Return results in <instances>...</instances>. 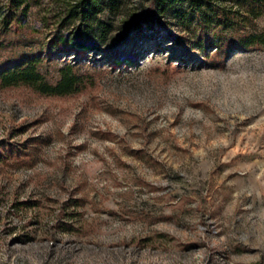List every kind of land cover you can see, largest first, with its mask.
Returning a JSON list of instances; mask_svg holds the SVG:
<instances>
[{"label": "rangeland", "instance_id": "obj_1", "mask_svg": "<svg viewBox=\"0 0 264 264\" xmlns=\"http://www.w3.org/2000/svg\"><path fill=\"white\" fill-rule=\"evenodd\" d=\"M149 2L105 6L81 48L78 0H0V61L43 49L50 80L94 79L0 87V264H264V52L182 56Z\"/></svg>", "mask_w": 264, "mask_h": 264}, {"label": "trees", "instance_id": "obj_2", "mask_svg": "<svg viewBox=\"0 0 264 264\" xmlns=\"http://www.w3.org/2000/svg\"><path fill=\"white\" fill-rule=\"evenodd\" d=\"M24 1L11 0L13 9L19 8ZM116 1L78 0L79 5H73L70 16L78 18L84 26L78 28L79 47H84L83 39L90 35L89 29L100 20L99 14L105 6L110 7ZM15 16L16 11L6 15V26ZM263 16L264 0H150L142 23L156 21L165 26L163 20L175 19L176 25L183 30L178 37L184 36L191 45L183 50L182 56L191 57L192 52L199 51L202 62L218 67L224 65L235 51L257 48L264 52V25L258 24V19ZM99 24L103 23L99 21ZM167 30L177 35L170 28ZM43 52V49L20 51L1 60L0 87L27 86L42 94L63 96L82 92L94 85L92 76L82 71L76 62L61 65L57 79L50 80L41 69L45 60ZM47 52L53 56L60 52V48L51 41ZM113 56L119 59L120 55L115 50Z\"/></svg>", "mask_w": 264, "mask_h": 264}]
</instances>
